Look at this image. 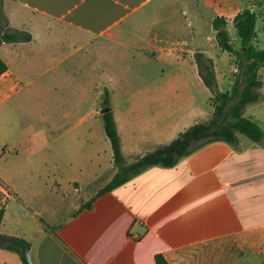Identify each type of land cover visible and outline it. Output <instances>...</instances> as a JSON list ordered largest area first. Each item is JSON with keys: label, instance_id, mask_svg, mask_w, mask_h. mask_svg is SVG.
<instances>
[{"label": "crops", "instance_id": "1", "mask_svg": "<svg viewBox=\"0 0 264 264\" xmlns=\"http://www.w3.org/2000/svg\"><path fill=\"white\" fill-rule=\"evenodd\" d=\"M222 1L172 0V16L166 14L170 0H10L11 9L5 6L11 26L27 31L31 40L0 45V58L7 66L0 76V233L30 243L33 264H156V256L166 264H264L262 144L251 142L244 147L242 135H237L236 147L213 142L173 168H149L94 198L97 192L93 191L103 188L115 169L111 160L100 186L95 185L97 176L64 180L62 167L72 165L67 161L75 155L72 147L85 141L75 134V122L71 130L58 128L55 136L37 132L17 138L9 133L11 129L2 133V102L20 89H76L77 101L71 106L79 112L81 89L96 88L82 85V78L70 79V74L67 85L65 75L44 78L88 47L122 50L129 61L121 62L135 63L129 67L133 72L139 63H164L169 80L158 89L168 91L180 83L172 79L199 75L196 54L211 59L215 67L214 55L221 49L212 20L222 17L230 25L243 9L256 14L254 5L244 6L246 0L230 6V13L226 5L219 10ZM48 24L69 35L54 44L51 37L57 30ZM229 39L237 48L238 38ZM257 40L256 34L253 45ZM105 78L96 87L107 89L114 80L109 73ZM63 81L65 87L60 84ZM153 90L143 88L147 94ZM146 99L125 107L120 102L104 107L112 112L122 153L133 148L130 163L144 154L135 152L141 140L148 143V153L198 122L190 116L181 124L185 114H179L172 102ZM97 101L94 96L93 112L78 118L76 125L88 118L96 121ZM87 137L91 139V130ZM20 163L25 178L29 177L22 184L17 182ZM77 172L83 175L80 169ZM91 199L90 209L78 211ZM12 204L22 213L14 216ZM0 264L23 262L18 251L0 247Z\"/></svg>", "mask_w": 264, "mask_h": 264}, {"label": "rangeland", "instance_id": "2", "mask_svg": "<svg viewBox=\"0 0 264 264\" xmlns=\"http://www.w3.org/2000/svg\"><path fill=\"white\" fill-rule=\"evenodd\" d=\"M196 1H198V3L199 1L203 2V0ZM240 3L241 0H224L220 3L219 10L226 5V12L230 13L227 9L233 6V4L240 5ZM250 5L255 6L258 16L256 24L258 40L254 43V46L256 49L262 50L264 49V0H246L244 6ZM5 6L10 8L13 4L10 0H3L1 8L7 19L8 27L14 29L10 24V18H8L6 14ZM215 9L217 11L216 7ZM166 11L167 15L171 14L172 16V0H170L169 3L167 2ZM218 12L219 11H217V13ZM20 16H23V14H20ZM206 16L207 15H205V17ZM233 24H228L226 30L229 36H235L237 38ZM47 26L51 27L53 30H57L56 35L53 38L51 37L54 44H56L57 41L61 42L69 35V31L65 29L53 28L51 24ZM47 33L49 34L50 31L48 30ZM235 45L237 49H239V41H237ZM47 48H51V46ZM123 58L129 61V58L122 50H106L105 48L96 50L88 47L75 54V56L69 58L62 66L50 71L44 79H55L60 75H65V84L67 85L69 83L67 74H70V79H72L73 76L75 78H82V85H89L90 88H96L81 89V108L79 112L76 108H72L71 106L77 101L76 89H57L58 92H54L53 89H20L17 93L12 94L6 102H2V133H7V129H11L12 132L9 133L17 138L26 136V134L28 135L30 133L35 135L37 132L55 136L57 135L58 128H64V131L71 130L73 128L72 123L75 122V134H79L81 139L85 138V141H81L77 144L75 143V146L72 147L71 152H74L75 155L67 159V161H72V165L69 166V164H65L62 167L66 169V173L63 175L65 178L64 180L72 178L73 176H80L82 179L88 176H91V178L97 176L98 181L95 185L100 186L105 180L104 172L109 169L112 160L111 145L103 130L101 110H103L105 106L101 103V98L102 100L107 99V105L120 102L123 107L132 101H146V98H149L150 101H154L155 99L157 101H169L177 108L179 114H185L184 116L182 115L185 118L179 121L181 124L191 118L190 116H194L198 122L205 116L210 117L212 113V107L209 104L210 93L197 73H190L185 78L181 79H172L179 80L180 83L176 86L172 85V90L170 91H168V89H158L169 80L166 77L168 73L165 70L166 67L164 63L155 61L139 63V65L142 64V67L138 65L137 72H133V69L131 70L129 67L133 68L135 63L125 66L124 63L121 62ZM214 58L216 60L214 74L218 89L221 92H227L230 90L235 80L234 74L236 73V67L234 66V57L228 52L220 50L214 55ZM110 59L112 61L111 63ZM161 70L164 71V76ZM108 73L112 74L114 77L113 82L108 85V88L102 89L96 87V85H101L105 81V76L108 75ZM85 75L89 78L85 79ZM259 77L262 81V86L259 89V100L246 106L243 117L254 121L264 133V69L259 71ZM71 81L70 84L72 83ZM60 84L64 86V81L60 82ZM144 87L154 90L151 91L150 94H147L143 92ZM94 96H97V103L99 104L96 121L93 122V118H88L85 124L81 126L76 125L78 118L83 117L86 113L93 112L92 106L94 104ZM42 112L43 115L41 116ZM88 130H91V139L87 137ZM93 135L95 138H93ZM152 137H154V135ZM240 139H242L244 147L251 145V141L245 136H240ZM121 140L122 138L120 137V141ZM124 141H126V148H128L129 137L127 135L124 136ZM148 148V143H144L141 140V146H139L138 150L135 152L137 154H146ZM129 149L130 151L127 149L126 152H123L124 154L122 153L126 164H130L131 157L129 156L133 153V148L131 146H129ZM18 166L19 168L21 167V174L18 175L17 182L22 184L29 177L25 178L24 165L20 163ZM79 169L83 172V175L77 172ZM98 191L99 190H94L93 192L95 193ZM90 192L92 193V191ZM0 210L2 211V207ZM11 210L14 216L22 213L17 204H12Z\"/></svg>", "mask_w": 264, "mask_h": 264}, {"label": "trees", "instance_id": "3", "mask_svg": "<svg viewBox=\"0 0 264 264\" xmlns=\"http://www.w3.org/2000/svg\"><path fill=\"white\" fill-rule=\"evenodd\" d=\"M2 3L3 0H0V45L29 42L31 40L29 33L8 27L7 19L2 12ZM256 21L257 15L250 9H244L235 16L233 23L239 40V49H237L230 43L226 31V19L216 17L212 20L211 24L219 48L234 57L235 80L229 91L221 92L215 80L213 61L202 54H196L195 61L199 76L210 93L209 104L212 113L205 121L192 124L169 143L158 145L154 150L126 165L112 112L109 110L101 114L104 133L111 145L115 173L94 198L125 185L149 168L155 166L173 168L180 159L213 142H225L236 147L237 135H243L251 142L264 146V133L260 127L251 119L243 117L246 106L259 100V89L262 86L259 71L264 69V49L258 50L253 45L256 37ZM6 71L7 66L0 58V76ZM103 106L109 107L107 99L103 100ZM92 202L93 199L82 204L78 211L84 208L90 209ZM2 217L3 212L0 210V223ZM0 247L18 251L23 264H28L23 244L0 238ZM155 262L166 264L161 256H156Z\"/></svg>", "mask_w": 264, "mask_h": 264}, {"label": "water", "instance_id": "4", "mask_svg": "<svg viewBox=\"0 0 264 264\" xmlns=\"http://www.w3.org/2000/svg\"><path fill=\"white\" fill-rule=\"evenodd\" d=\"M108 111H109V109L105 108L101 111V113H105ZM0 238L3 240H6V241L17 242V243L23 244L25 247L24 253H25L26 261L28 264H33L32 258H31V245L25 239L19 238V237H14V236H9V235H5V234H1V233H0Z\"/></svg>", "mask_w": 264, "mask_h": 264}]
</instances>
